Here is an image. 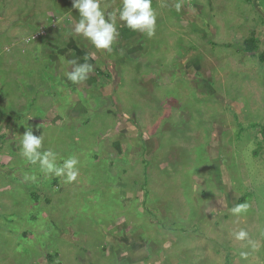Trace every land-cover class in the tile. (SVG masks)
Here are the masks:
<instances>
[{"label": "rangeland", "instance_id": "1", "mask_svg": "<svg viewBox=\"0 0 264 264\" xmlns=\"http://www.w3.org/2000/svg\"><path fill=\"white\" fill-rule=\"evenodd\" d=\"M260 2L152 0L154 35L117 13L107 52L72 0H0V264H264ZM25 125L75 181L20 155Z\"/></svg>", "mask_w": 264, "mask_h": 264}, {"label": "clouds", "instance_id": "2", "mask_svg": "<svg viewBox=\"0 0 264 264\" xmlns=\"http://www.w3.org/2000/svg\"><path fill=\"white\" fill-rule=\"evenodd\" d=\"M102 0H72V7L79 12V20L74 21L73 31L76 35L85 38L97 51L105 50L111 52L112 45L120 35L117 27V13L119 21L123 26L132 31L147 33L152 36L155 33L157 15L152 7V0H122V7L116 11L105 13L101 7ZM176 9L181 5L177 3ZM70 71L65 72L68 81L80 83L89 78L93 66L87 62L78 63V60H69ZM32 117H29L31 119ZM26 131L20 135V155L32 164H39L40 169L46 175L64 177L67 182L77 179L79 164L75 156H69L63 160L62 165L57 164V154L51 149H43V134H33L31 126L25 125ZM25 179L35 180V177L25 176ZM246 204H240L232 208L234 214L241 213L247 209ZM247 233L240 231L237 239H245ZM246 255V254H242Z\"/></svg>", "mask_w": 264, "mask_h": 264}, {"label": "trees", "instance_id": "3", "mask_svg": "<svg viewBox=\"0 0 264 264\" xmlns=\"http://www.w3.org/2000/svg\"><path fill=\"white\" fill-rule=\"evenodd\" d=\"M247 4H251L252 5V1L253 0H244ZM249 44H251V45H253V43H250V42H247V41H245V47H246V49H245V52H247L248 54H253V52L255 51L254 50V46H250ZM264 59V55H261V57H260V60L261 61H264L263 60ZM263 134V137H264V132L262 133Z\"/></svg>", "mask_w": 264, "mask_h": 264}, {"label": "crops", "instance_id": "4", "mask_svg": "<svg viewBox=\"0 0 264 264\" xmlns=\"http://www.w3.org/2000/svg\"><path fill=\"white\" fill-rule=\"evenodd\" d=\"M258 1V0H257ZM261 1V2H260ZM259 2L261 3V4H264V0H259ZM118 3L120 4V6L119 7H122V0H119L118 1ZM251 5V4H250ZM127 38V37H126ZM69 51L70 50H67V53L69 54ZM75 50H74V54H75ZM73 59V58H72ZM70 66V65H69ZM45 114V113H44ZM55 115V114H54ZM43 124L45 123V121H41Z\"/></svg>", "mask_w": 264, "mask_h": 264}]
</instances>
